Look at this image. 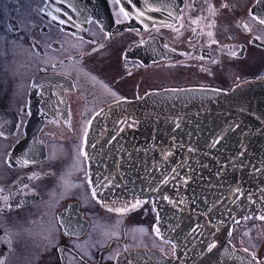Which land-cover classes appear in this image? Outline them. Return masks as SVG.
Listing matches in <instances>:
<instances>
[{"label":"flooded vegetation","instance_id":"af4514ba","mask_svg":"<svg viewBox=\"0 0 264 264\" xmlns=\"http://www.w3.org/2000/svg\"><path fill=\"white\" fill-rule=\"evenodd\" d=\"M63 1L0 0V264H113L137 247L170 256L149 200L98 199L86 127L153 89L264 77V0H179L161 17L170 5L156 0ZM261 220L239 219L230 242ZM249 234L264 264V237Z\"/></svg>","mask_w":264,"mask_h":264},{"label":"water","instance_id":"95a60500","mask_svg":"<svg viewBox=\"0 0 264 264\" xmlns=\"http://www.w3.org/2000/svg\"><path fill=\"white\" fill-rule=\"evenodd\" d=\"M86 129L82 151L100 202L149 199L157 233L173 245L170 256L126 249L113 264H263L229 235L238 219L264 217V77L228 89H153L98 110Z\"/></svg>","mask_w":264,"mask_h":264},{"label":"rangeland","instance_id":"374dc122","mask_svg":"<svg viewBox=\"0 0 264 264\" xmlns=\"http://www.w3.org/2000/svg\"><path fill=\"white\" fill-rule=\"evenodd\" d=\"M259 63V67H260V69H263L264 68V66H263V64L261 63V62H258ZM249 79H252V78H249ZM249 79H246V80H249ZM242 81H244V80H242ZM238 82H241V81H238ZM236 84H238V83H236ZM235 85V84H234ZM184 86H195V85H184ZM184 86H175V87H184ZM200 86H203V85H200ZM206 86H208V85H206ZM205 86V87H206ZM231 86H233V85H231ZM230 86V87H231ZM210 87H211V85H210ZM165 88V87H164ZM216 88V87H215ZM229 88V87H228ZM227 88V89H228ZM224 89V88H223ZM137 200V199H136ZM147 200H149V199H147ZM133 202V201H132ZM149 203H150V205H151V207L153 208V205H152V203L150 202V200L148 201ZM106 205H109V206H111V204H106ZM153 211H154V209H153ZM155 213V212H154ZM155 215H156V213H155ZM155 218H156V216H155ZM154 221H155V219H154ZM154 221H153V224H154ZM154 229H155V231H156V228H155V224H154ZM251 231H253V232H260V235H262L263 237H264V221L263 220H261V221H259V222H257L256 224H254V225H252L251 227H250V229H245L243 232H241V233H239V231H237V233H236V237H238L239 235H241V237H243V239H241V240H238V244H239V246L238 247H241V248H247V252L249 253L250 251L248 250V247L250 246L251 248H252V246H251V243L248 241V237H250V232ZM157 232V231H156ZM158 234V233H157ZM161 236V235H160ZM162 237V236H161ZM165 239V238H164ZM166 240V239H165ZM167 241V240H166ZM263 241H264V239H263ZM169 243V242H168ZM246 246V247H245ZM263 247V246H262ZM245 250V249H244ZM172 253H173V251H172ZM259 254H263V253H259ZM261 261H262V259H261Z\"/></svg>","mask_w":264,"mask_h":264},{"label":"snow or ice","instance_id":"6c2138e0","mask_svg":"<svg viewBox=\"0 0 264 264\" xmlns=\"http://www.w3.org/2000/svg\"><path fill=\"white\" fill-rule=\"evenodd\" d=\"M117 2H119V0H117ZM129 2H131V0H129ZM121 11H124L123 8H121ZM139 14H140L141 16L144 15L143 12H140ZM124 15L127 16V15H129V13H128V12H124ZM254 18H255V17H254ZM259 22H260V23H264V19H260ZM133 207H135V205H133ZM261 219H264V217H261ZM157 231H158V230H157ZM245 251H247V249H245Z\"/></svg>","mask_w":264,"mask_h":264},{"label":"bare ground","instance_id":"6f19581e","mask_svg":"<svg viewBox=\"0 0 264 264\" xmlns=\"http://www.w3.org/2000/svg\"><path fill=\"white\" fill-rule=\"evenodd\" d=\"M174 12V9L172 8V7H170L169 9H168V11H167V15H170V14H172ZM224 147H227V145H225V142H224ZM237 221H239V219L237 220ZM237 221H235V222H237ZM234 222V223H235ZM234 223L232 224V226H231V228L233 227V225H234ZM231 231V230H230Z\"/></svg>","mask_w":264,"mask_h":264}]
</instances>
